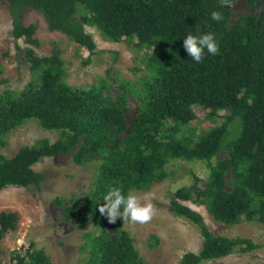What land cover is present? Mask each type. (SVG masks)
Segmentation results:
<instances>
[{"label": "trees", "instance_id": "trees-1", "mask_svg": "<svg viewBox=\"0 0 264 264\" xmlns=\"http://www.w3.org/2000/svg\"><path fill=\"white\" fill-rule=\"evenodd\" d=\"M0 1L9 3L13 37L31 46L25 50V59L36 75L19 96L0 94V191L40 186L45 176L34 166L46 157L76 150L77 164L100 160L94 191L64 208L70 221L92 220L101 228L88 235L85 264H144L134 238L123 228V219L108 221L96 205L103 202L110 185L125 193L147 191L170 176L166 167L171 161H203L210 170L204 186L193 174V183L170 197L169 211L195 224L203 238L199 253L187 252L177 264H203L235 250L259 248L248 238L215 235L203 215L187 203L205 206L215 221L224 224L264 222V0L261 15L252 12L234 20L232 9L219 0ZM245 1L250 9L258 4ZM30 9L43 15L49 30L65 34L91 54L97 44L86 25L96 26L109 41L137 39L135 46L153 49L147 65L151 76L144 78L140 108L129 125L124 95L111 100L103 93L105 84L89 90L72 87L65 81L60 50L51 56L35 52L38 26L26 25L22 19ZM212 10L220 11L223 19L212 20ZM79 13L84 14L78 18ZM198 30L213 32L218 43L217 53L205 52L200 62L193 61L182 46L183 37ZM195 106L208 109L212 119L225 120L198 139L181 137L183 126L197 119ZM30 119L58 131L59 139L43 138L21 147L12 157L5 156L6 133ZM236 120L239 132L229 139ZM222 148H227L229 157L213 163ZM229 172L231 190L227 188ZM18 223L16 212H1L0 240ZM108 223L113 224V232L106 230ZM0 264L53 263L44 249L30 243L25 253L17 252L10 263L0 260Z\"/></svg>", "mask_w": 264, "mask_h": 264}, {"label": "rangeland", "instance_id": "rangeland-1", "mask_svg": "<svg viewBox=\"0 0 264 264\" xmlns=\"http://www.w3.org/2000/svg\"><path fill=\"white\" fill-rule=\"evenodd\" d=\"M222 1H229L233 20L252 12L260 14L258 4L250 9L245 0ZM82 14L84 13H79L78 18ZM22 19L26 25L38 26L35 38L38 39L39 46L32 48L39 56H51L56 49L61 51L67 84L86 90L101 88L105 84L103 93L113 101L120 94L124 95L127 103L126 122L127 125L131 123L144 95V78L151 76L147 65L153 49L135 46L137 39L109 41L96 26L86 25V31L97 44L91 54L87 48L65 34L49 30L40 12L30 9L22 15ZM12 31L13 19L9 3L0 1V94L19 96L36 75L25 59V50L31 46L24 39L16 40ZM194 108L197 119L183 126L179 134L181 137L198 139L225 120L220 116L210 118L209 110L201 106ZM169 125H173V121H169ZM239 129L240 121L236 120L231 125L228 138H235ZM126 133L127 131L118 137L123 139ZM59 137L58 131L47 130L37 119H30L6 133L2 153L12 157L23 146L34 145L43 138L54 142ZM74 152L46 157L37 163L34 169L45 176L40 186H13L0 191V213L11 211L19 215L18 228L9 231L0 240L2 262L10 263L17 252L25 253L29 244L34 243L38 249L46 251L53 264L86 263L89 257L86 248L88 235L97 234L101 228L92 220L84 224L70 221L65 216L64 208L77 200H85L94 191L100 160H84L83 164H77ZM228 157L229 151L222 148L213 163ZM166 169L170 176L164 181L153 183L147 191H133L142 204L147 202L144 197H149L154 208L151 219L144 223L123 221V228L134 238L135 247L144 264H177L185 253H199L203 243L197 226L185 218L174 216L169 211V203L172 192L193 183V174L201 178L200 185L204 186L210 174L207 163L173 160ZM227 178V188L231 190V172L227 174ZM58 200H61V204ZM187 205L203 215L215 235L244 237L259 244V248L251 252L235 250L224 258L208 260L203 264H264V222L224 224L215 221L205 206L191 202ZM106 230L113 232V224L108 223Z\"/></svg>", "mask_w": 264, "mask_h": 264}, {"label": "clouds", "instance_id": "clouds-1", "mask_svg": "<svg viewBox=\"0 0 264 264\" xmlns=\"http://www.w3.org/2000/svg\"><path fill=\"white\" fill-rule=\"evenodd\" d=\"M210 17L214 21H221L223 15L218 10H212ZM183 48L188 56L196 62H200L205 52L215 55L218 51V43L215 34L211 31H199L194 34L187 33L183 37ZM144 199L146 203H140L136 194L131 191L123 192L119 186L110 185L102 196V203H98L96 207L102 216L108 221L115 222L117 218L123 221L144 223L151 219L154 208L148 196Z\"/></svg>", "mask_w": 264, "mask_h": 264}, {"label": "water", "instance_id": "water-1", "mask_svg": "<svg viewBox=\"0 0 264 264\" xmlns=\"http://www.w3.org/2000/svg\"><path fill=\"white\" fill-rule=\"evenodd\" d=\"M219 1H220L222 4H224L225 7L230 8L229 1H227V2H223L222 0H219ZM257 2H258V6H259V8H260V15H261L262 8H263V6H262V2H261V0H257Z\"/></svg>", "mask_w": 264, "mask_h": 264}]
</instances>
